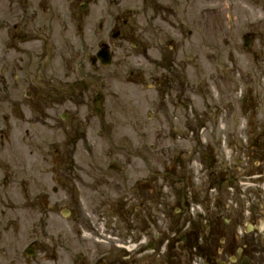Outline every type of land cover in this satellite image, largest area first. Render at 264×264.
<instances>
[{"label": "flooded vegetation", "instance_id": "af4514ba", "mask_svg": "<svg viewBox=\"0 0 264 264\" xmlns=\"http://www.w3.org/2000/svg\"><path fill=\"white\" fill-rule=\"evenodd\" d=\"M102 1L0 0V264H264V198L247 189L264 182V137L249 131L250 121L233 129L227 115H199L187 72L195 67L178 59L198 53V0ZM136 56L148 79L127 81L156 86L165 115L174 113L200 149L180 173H168L167 159L153 173L138 158L146 173L137 177L132 160L102 164L84 147L89 130L108 127L100 105L110 74ZM204 132H233L236 143L227 136L216 147L197 137ZM81 144L93 155L79 168ZM73 176L86 193L76 254L73 213L64 209ZM58 215L64 229L56 231Z\"/></svg>", "mask_w": 264, "mask_h": 264}, {"label": "rangeland", "instance_id": "374dc122", "mask_svg": "<svg viewBox=\"0 0 264 264\" xmlns=\"http://www.w3.org/2000/svg\"><path fill=\"white\" fill-rule=\"evenodd\" d=\"M98 1L103 3L102 0ZM178 8L181 9L182 5ZM196 9L201 19L199 31L194 37L198 53L193 56L191 52L181 51L178 59L190 62L191 66L195 67V70L188 69L187 72L188 81L199 90L198 97H193L198 114L208 116V120L211 114L219 115V118L227 115L228 120H233V129L245 124V121H250L252 127L249 131L252 130L257 135L261 132L264 137V0H198ZM247 34H253L255 37L245 48L242 40ZM146 68L142 56L131 58L129 63L121 68H114L116 75L110 74L113 79L108 81L111 87L109 96L103 97L105 106L100 105L108 111L105 118L108 127L88 131L87 143L85 146L81 144L77 150L76 166L80 168L91 161L89 157L93 154H88L83 146L87 151L93 152L96 158L103 159L102 164L114 156L120 158L119 163L130 158L149 159L151 167L158 169V172L154 171L157 174L160 173L161 163H164L165 159L168 160V173L176 174L181 172L176 167L182 161L187 163L198 158L194 153L200 152V149L196 147L192 137L188 141L182 139V136L190 134L179 131L180 123L175 119L174 113L167 117L163 112V98L159 91L152 89L156 86H150L153 84L146 79L136 85L127 81L135 80L137 73L145 74ZM131 71H134V74L127 76ZM145 77L147 78V75ZM103 83L99 82L98 85ZM212 111L216 113L213 114ZM245 135L250 134L244 133ZM199 136L202 142L214 141L216 147L219 140L223 142L227 136L236 143L232 138L235 136L233 132L230 135L204 132L197 134V137ZM24 147L25 158L30 161L28 154L31 149L27 147V140ZM33 158L41 159L39 155H33L32 160ZM215 160L223 161L217 151ZM133 163L137 177L140 173L145 174L141 161L137 159L133 160ZM211 163L214 164L212 161ZM40 164L42 165V162ZM253 170H258L257 166H254ZM103 173L110 176L108 171ZM45 177V185H49L48 177ZM74 180L73 176L72 187L75 185L77 189L72 190L70 210L74 212L72 222H77L75 217L80 216L86 193L80 185L82 182ZM43 183L34 184L40 189ZM247 189L261 192L264 198V182H247ZM94 205L93 200L88 198L86 209H91ZM75 235L71 242L73 254L79 251L78 226L75 227Z\"/></svg>", "mask_w": 264, "mask_h": 264}]
</instances>
